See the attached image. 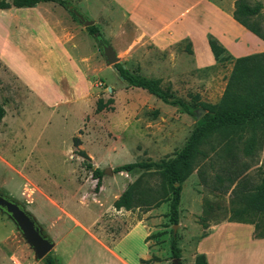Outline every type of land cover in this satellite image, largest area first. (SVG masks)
Listing matches in <instances>:
<instances>
[{"label":"rangeland","instance_id":"1","mask_svg":"<svg viewBox=\"0 0 264 264\" xmlns=\"http://www.w3.org/2000/svg\"><path fill=\"white\" fill-rule=\"evenodd\" d=\"M210 1L223 9H234L235 0ZM246 1L264 6V0ZM73 3L85 17L95 20L122 63L132 71L160 79L165 89L186 100L194 94L212 103L221 98L233 68L230 57L214 65H199L195 53L187 51L188 46L194 50L190 39L159 48L126 15L119 13L112 0H73ZM47 24L83 62L86 93L82 97L68 92L49 98L33 92L1 57L5 51L7 60L19 73L36 76L43 72L41 59L45 51L34 43L30 33L41 31ZM245 40L251 43L250 38ZM198 52L205 54L199 44ZM59 66L56 62L52 67L59 72ZM100 98L114 101L97 111ZM0 100L7 111L0 125V192L26 210L45 212L46 218L52 220L51 224H38L54 240L51 254L59 264H121L97 242L106 240L112 245L142 220L149 226L150 258L152 255L160 258L154 264H191L201 235L214 225L209 223L205 227L202 220L206 200L216 204L211 212L213 218L230 216L231 190L228 194H221L218 189L210 191L218 183L215 171L207 167L203 177L195 169L184 183L175 234L181 258L172 253L175 224L168 216L169 202L149 211L114 208L115 199L140 176L150 183L158 181L157 175L148 176L141 169L115 173L114 168L135 161L173 157L184 146L196 119L122 80L116 68L107 63L103 49L87 27L60 4L0 10ZM75 138L81 143L75 145ZM246 162L252 165L248 171L251 181L257 183L264 151ZM86 163L103 170L112 169L111 174L105 173L98 192L97 181ZM42 196L50 198L53 206ZM239 230L244 234L247 231ZM128 245L137 253L145 252L139 240ZM12 252L16 255L13 261ZM0 264H45L43 259L36 260L33 248L2 210Z\"/></svg>","mask_w":264,"mask_h":264},{"label":"trees","instance_id":"2","mask_svg":"<svg viewBox=\"0 0 264 264\" xmlns=\"http://www.w3.org/2000/svg\"><path fill=\"white\" fill-rule=\"evenodd\" d=\"M40 2H56L78 19L73 9H79L73 0H0V10L33 7ZM263 7L262 3L251 5L246 0H235L233 17L264 40ZM87 30L101 49L102 44H110L95 24L87 27ZM208 41L217 61L229 57L233 60V68L223 95L215 103L201 100L199 94L191 95V99L186 100L165 89L160 79L132 71L122 62L115 64L120 78L128 85L145 89L163 102L179 107L194 117L196 123L184 146L173 157L159 161H135L114 168L115 173H132L141 169L148 176L157 175L158 180L150 183L144 176H140L115 200L114 207L117 210L149 211L169 202L168 216L172 223L178 224L185 181L195 169L200 171L201 176L207 167L215 171L214 177L218 183L217 187L212 185V192L218 189L221 194H228L231 190L230 216L225 219L252 224L253 237L264 238V162L259 168L260 179L257 183L251 181L248 171L252 165L246 162V159L251 160L264 151V52L234 58L215 36L209 35ZM187 51L194 53L189 46ZM113 101L110 99L105 102L100 98L97 111L103 110ZM200 110L203 112L200 113ZM6 114L5 104L0 100V124ZM199 115L201 117L198 119ZM80 143L75 138V145ZM80 154L88 159L83 150H80ZM86 165L97 181L98 192L103 186L105 171L93 169V164L90 163ZM206 206L202 220L204 226L208 227L206 220L214 217L211 212L215 210L216 204L206 200ZM207 235L208 232H204L201 237ZM178 240L175 234L171 237V248L173 255L181 258ZM43 260L45 264H59L51 252ZM158 261L160 258L157 255L141 260L144 264ZM195 264H207L206 255L197 254Z\"/></svg>","mask_w":264,"mask_h":264},{"label":"crops","instance_id":"3","mask_svg":"<svg viewBox=\"0 0 264 264\" xmlns=\"http://www.w3.org/2000/svg\"><path fill=\"white\" fill-rule=\"evenodd\" d=\"M112 1L119 9V13L126 15L131 23L159 48H166L190 39L194 43L193 51L199 65H214L217 62L209 45V35L215 36L234 58L264 52V40L235 20L234 9H223L210 0ZM47 3L51 2H40L33 8H24H40ZM48 25H43L42 30L37 33H30L35 39L34 43H39L41 50L45 51V57L41 59L45 68L43 72L36 76L19 73L7 60L5 51L1 57L33 92H41L42 96L49 98L52 94L67 95L68 92L77 98L82 97L86 93L83 84L86 74L83 62ZM245 38H250L251 43ZM198 44L204 48V55L198 52ZM56 62L60 65L59 72L52 67ZM209 190L212 191L211 188ZM44 198L52 205L50 198ZM202 210L204 211V208ZM27 211L37 218L35 219L37 223L43 225L45 222L49 224L52 222L46 218V213L43 211L31 209ZM207 223L214 225L209 227L208 235L201 237L196 247V255L205 254L207 264H264V238L253 237L254 225L221 218H209ZM74 226L78 227L77 224ZM239 229H247V231L244 234ZM148 235L149 226L142 220L123 237L113 241L112 245H108L106 240L97 242L93 237L92 239L121 264H144L141 260L150 258ZM135 240L140 241L145 252L137 253L135 249L129 247V242ZM10 256L12 261L16 257L14 252L10 253ZM14 260L19 263L17 259ZM191 264H195V259Z\"/></svg>","mask_w":264,"mask_h":264},{"label":"water","instance_id":"4","mask_svg":"<svg viewBox=\"0 0 264 264\" xmlns=\"http://www.w3.org/2000/svg\"><path fill=\"white\" fill-rule=\"evenodd\" d=\"M73 11L83 26L89 27L95 24V20L85 17L76 9H73ZM102 46L109 65L115 68L116 63L122 62L111 44H102ZM199 112L202 113L203 111L200 110ZM200 117L201 115L197 118ZM96 168L97 166L93 164V169ZM104 171L105 173H112L110 167ZM0 210L6 212L16 223L25 240L33 248L36 260L44 259L51 252L55 242L44 234L42 227L36 222L35 218L19 202L0 192ZM178 225L175 224L174 234L177 232Z\"/></svg>","mask_w":264,"mask_h":264}]
</instances>
